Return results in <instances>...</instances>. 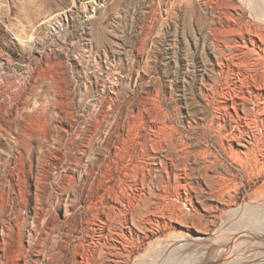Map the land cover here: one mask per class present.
<instances>
[{
	"label": "rangeland",
	"instance_id": "374dc122",
	"mask_svg": "<svg viewBox=\"0 0 264 264\" xmlns=\"http://www.w3.org/2000/svg\"><path fill=\"white\" fill-rule=\"evenodd\" d=\"M231 15L253 22L241 0H0L2 264H189L264 223L242 207L261 202L264 178L219 138L218 119L233 131L253 114L244 102L229 115ZM172 169L190 195L160 200ZM219 172L225 199L211 191Z\"/></svg>",
	"mask_w": 264,
	"mask_h": 264
},
{
	"label": "bare ground",
	"instance_id": "6f19581e",
	"mask_svg": "<svg viewBox=\"0 0 264 264\" xmlns=\"http://www.w3.org/2000/svg\"><path fill=\"white\" fill-rule=\"evenodd\" d=\"M241 1L243 2V4L245 3L246 8L248 7L249 12L251 14V17L253 19V22L252 23H246V22H242V21L240 22L238 16L233 17L231 15L232 16L231 23H230V21H228L229 24L226 25V28L229 31V35L232 34L233 36L230 40L223 39L221 41V43L219 44V50L221 52V59L226 61V63L223 62V64L219 67V70H220V74L222 75V77H226L228 79V82L231 83L233 86H236L237 84L240 85L238 91L230 99V102L233 105L232 107H233L234 112H231L229 115L231 117L240 118L241 115L239 113V108H240V106H242L244 104V102H247L249 104V106L253 110V114L251 115V120L250 119L245 120L246 123L243 124L242 127L238 126V128H235V130H233V131L228 127L227 123H222V122H220L219 119L217 121V124L220 126L219 138L221 141V147L223 148V150L226 153V155L228 156V158H230L233 162H235L239 166L240 170L245 172L247 178H249V179H251L252 177H263L264 178V0H241ZM238 15H239V13H238ZM225 32H226V30H225ZM226 36H227V34H226ZM223 38H225V37H223ZM226 49H228V50H226ZM225 83H227V82H225ZM233 88H232V90H233ZM231 117H229V118H231ZM244 134H246L247 136L242 138V136ZM225 142L227 143V145ZM205 159H206V156L203 157V160H205ZM169 160H170V158H169ZM206 160L209 163L208 165H206V169H210L212 165H214L218 162V158L216 155H215V159L210 160L207 158ZM186 169L187 168H185V170ZM171 171H172L173 176L168 177L167 181L165 182L164 186L162 187V193L160 194V200L165 199L166 195H168L169 193H172V190H173V192L174 191L177 192L178 196H180L181 193H178L179 187L180 188L183 187V189H184L185 185L187 184V182H185V181L184 182L174 181L175 180L174 177L181 176V174L184 172V169L183 170L179 169L177 171L172 169ZM205 174H207V170H206ZM229 174H231V173H229ZM218 177L220 180L211 186V191L214 195H217L218 198L225 199L226 197L230 196L229 187H227L225 184L228 181H230V178H228V176L222 172H219ZM234 177H235V175H234ZM144 180H145V178H144ZM144 180L142 182H144ZM143 188H145L144 184H141L140 194L137 197L135 196L136 202H138L139 199L144 200ZM112 189H114V188H112ZM183 193L185 195H190V193L188 194V188L187 189L185 188ZM255 193L259 194L260 198L258 196V198H259L258 200L261 202L253 204L252 205L253 208H251L250 206H246V205L242 206L245 208L244 210L250 209L249 211H251V213L248 212V214L252 215V217H255L258 214H260L259 212H264V207H263V203H264V180H263V183L258 187V190L255 191ZM228 194H229V196H228ZM160 200H159V206L158 207L163 212L165 210L170 211L171 208L169 206L165 205L164 201L161 202ZM146 203H148V202H146ZM231 205H234V204H231ZM228 208L233 209L231 206H229ZM153 209H154V207H153ZM153 209L151 208V210H153ZM133 211H136L134 203L132 205L130 204L128 206V208L126 209V213L132 214ZM243 212H245V211H243ZM157 213H159V212H157ZM49 228H50V226H49ZM49 228H47V229H49ZM258 228H260L262 231L261 232L258 231L257 230ZM263 228H264V223H262V225H260V226L254 225L250 229L242 230L243 229L242 228L238 232L245 233L246 237L244 240H236L233 237L227 238L224 240V245H225L224 249L220 250L217 257L214 255L206 256L202 259L191 260L192 262H188V263L189 264H264V230H263ZM42 232H44L43 235H45V236L43 238L45 241V239L47 240L50 232H48V231H46V232L42 231ZM40 238H42V237H40ZM19 240H21V239H19ZM44 241H42V242H44ZM236 241H238L237 242L238 245H241V244H244V245L247 244V245L244 246L242 249L233 250V248H234L233 244H235ZM37 243H39V242H37ZM190 246H191V244H190ZM39 249H40V247H39ZM43 250H44V248H43ZM95 253H97V252H95ZM55 255H56L55 252H52L49 254L48 258H49L50 262L57 260V257ZM15 256L18 258L19 254L15 255ZM87 259L88 258H86V260ZM107 259H109V258H107ZM208 259H212V260L207 261ZM20 260H21V258H20ZM24 261H26V259ZM30 261H31V259H30ZM199 261H200V263H199ZM15 262H13V263L16 264ZM17 262H19V260ZM19 264H20V262H19ZM23 264H25V263H23ZM109 264H110V262H109Z\"/></svg>",
	"mask_w": 264,
	"mask_h": 264
}]
</instances>
